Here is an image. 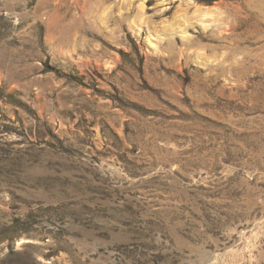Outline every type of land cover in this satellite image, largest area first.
Returning <instances> with one entry per match:
<instances>
[{
  "label": "rangeland",
  "instance_id": "obj_1",
  "mask_svg": "<svg viewBox=\"0 0 264 264\" xmlns=\"http://www.w3.org/2000/svg\"><path fill=\"white\" fill-rule=\"evenodd\" d=\"M0 264H264V0H0Z\"/></svg>",
  "mask_w": 264,
  "mask_h": 264
}]
</instances>
